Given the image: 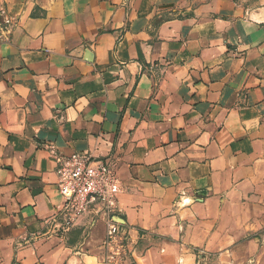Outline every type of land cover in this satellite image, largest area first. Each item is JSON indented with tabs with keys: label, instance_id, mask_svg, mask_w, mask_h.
Masks as SVG:
<instances>
[{
	"label": "crops",
	"instance_id": "1",
	"mask_svg": "<svg viewBox=\"0 0 264 264\" xmlns=\"http://www.w3.org/2000/svg\"><path fill=\"white\" fill-rule=\"evenodd\" d=\"M50 147L115 164L130 264H264V0H0V264H102Z\"/></svg>",
	"mask_w": 264,
	"mask_h": 264
},
{
	"label": "built area",
	"instance_id": "2",
	"mask_svg": "<svg viewBox=\"0 0 264 264\" xmlns=\"http://www.w3.org/2000/svg\"><path fill=\"white\" fill-rule=\"evenodd\" d=\"M49 151L56 163V186L62 201L45 219L43 234L63 237L82 214L90 212L105 227L102 264H130L131 238L116 215L125 187L115 164L88 151L70 155H62L52 147Z\"/></svg>",
	"mask_w": 264,
	"mask_h": 264
},
{
	"label": "bare ground",
	"instance_id": "3",
	"mask_svg": "<svg viewBox=\"0 0 264 264\" xmlns=\"http://www.w3.org/2000/svg\"><path fill=\"white\" fill-rule=\"evenodd\" d=\"M187 201V200H186Z\"/></svg>",
	"mask_w": 264,
	"mask_h": 264
}]
</instances>
